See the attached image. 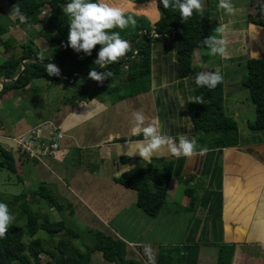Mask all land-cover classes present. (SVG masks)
I'll return each instance as SVG.
<instances>
[{"label":"crops","instance_id":"obj_1","mask_svg":"<svg viewBox=\"0 0 264 264\" xmlns=\"http://www.w3.org/2000/svg\"><path fill=\"white\" fill-rule=\"evenodd\" d=\"M111 2L124 7L126 13L147 17L152 25L160 17L156 0ZM12 8L10 0H0V22L8 29L0 36V65L21 58L27 42H33L40 53H50L49 44L55 43L49 34H43L47 31L43 16L37 25L29 27L19 18L8 16ZM222 13L221 8L219 12L213 10V15H220L222 26L218 40H223L226 48V54L220 59L233 63L235 59H242L237 55L241 48L246 55L251 54L249 46L262 40L264 27L247 21L253 15L251 9L245 14L244 10L235 9L227 17ZM41 35L45 42L38 41ZM41 46L46 49L41 50ZM19 48H23L24 54ZM203 50L195 51L193 75L179 79L174 40L156 42L151 89L133 96H127L126 88L116 96V92L106 91V82L92 81L89 86L93 96L80 101L73 97L75 89L71 86L62 84L58 88L44 79H35L25 88L0 97V143L14 157L18 181L39 186L44 183L53 193L51 185H56L57 193L72 205V216L78 222L94 232L124 240L128 246L127 259L139 264H159L163 246L180 247L186 264H217L219 246L224 243L235 245L234 264H264V131L248 147L241 146L242 141L231 148L216 144L199 154V149L205 147L197 144L198 154L191 158L164 155L144 160L138 154L133 155L134 146L127 155L120 154L128 151L125 140L142 139L130 131L134 111L145 115L146 125L157 120L162 133L177 143L182 137L194 138L189 112V103L195 100L199 87L194 77L199 72L220 73L221 70L218 64L212 65L215 60L208 56L210 50ZM34 59L35 55L31 54L22 64ZM124 69L128 70L122 72L126 74L125 86L124 80L131 68L126 65ZM226 80L225 98L227 90L234 85L230 79ZM165 83L166 87L162 86ZM231 107L235 114L234 102ZM47 121L66 134L58 154L42 161L19 155L13 139ZM159 158L175 163L174 175L165 207L156 217H150L139 207L137 192L116 180L131 169L146 167L151 162L158 165L154 162ZM188 188L193 195L187 193ZM31 193L27 200L32 205L35 199ZM193 197L196 204L192 206ZM96 257L93 253L92 263ZM101 264H108L104 257Z\"/></svg>","mask_w":264,"mask_h":264},{"label":"trees","instance_id":"obj_2","mask_svg":"<svg viewBox=\"0 0 264 264\" xmlns=\"http://www.w3.org/2000/svg\"><path fill=\"white\" fill-rule=\"evenodd\" d=\"M156 1L160 17L154 25L145 16L127 13L136 19L134 27L130 25L123 30L118 27L109 30L119 32L121 38L130 43L131 50L118 62L106 65L101 69L99 65L95 64L100 45L95 46L91 56H87L83 52L77 53L71 47L65 46L69 32V17L64 14L63 9L70 0H46L43 2L10 0L12 5H17L27 17L29 25H37L40 22L42 8L46 5L49 6L46 19L47 31L45 32H49L51 29L57 32L58 37L53 38V41L58 48L43 59L34 54L36 59L23 65L22 61L33 54L32 51L26 50V54L21 58L11 59L0 65V86L4 84L0 97L25 88L35 79H45L51 85L71 86L75 89L73 97L80 101H86L93 96L89 83L94 80L89 78L90 70L111 71L113 76L104 82H106V91L115 93L120 90L116 82L121 79L120 75L126 65L131 68L124 80L127 96L147 92L151 89L153 45L156 42L172 39L177 47L179 79L192 76L195 51L208 49L206 46H202L201 41L211 36L212 8L210 9V0H204L206 8L203 13L194 12L193 16L185 22H182L178 9L171 7L164 9L162 3H159V0ZM251 24L258 25L252 22ZM7 31V27L0 22V36ZM142 31L145 33L140 35ZM49 37L52 39L50 35ZM48 63H54L60 68L61 75L59 77L48 76L46 73V64ZM246 65L247 75L243 85L249 90L251 100L256 108V118L254 122H249L248 126L253 132H263L264 57L251 56L247 59ZM75 74L76 76H74ZM64 77H67L68 80ZM70 79H74L71 84ZM124 97L125 95L121 96V98ZM200 97H203L205 104L197 103ZM189 112L197 144H201L205 148L216 144L231 148L241 144L238 123L226 111L224 78L222 83L211 90L199 86L196 90L195 100L189 103ZM126 160L128 159H124V161ZM154 163H158V165L151 162L146 167L131 169L116 180L119 184L137 192L139 207L150 217H156L165 207L175 168L173 161L167 162L164 158H159ZM0 168L17 173L13 155L1 143ZM32 193L39 198L46 199L52 208L54 207L58 211L69 209L73 215L72 205L60 204L57 196L44 183ZM187 193L193 195L190 188ZM27 199L28 193L11 198L0 196V202L6 203L10 211L18 208L20 218L27 219L26 225L12 223L7 234L0 238V264H93L92 255L95 252H100L108 264H139L127 259L128 246L124 240L101 231L95 232L96 242L93 246L87 247L85 251L76 248L71 244V238H78L79 234L68 227L65 221L53 222L48 214L36 212ZM195 204L196 200L193 197L191 205ZM40 231H45L51 236L64 233L69 238L61 239L54 246L47 247L44 240L36 237ZM25 237L30 238L28 242L24 241ZM235 252L234 244H221L217 264H234ZM43 254L49 256L50 260L43 262L41 259ZM159 264H186L181 248L161 247Z\"/></svg>","mask_w":264,"mask_h":264},{"label":"clouds","instance_id":"obj_3","mask_svg":"<svg viewBox=\"0 0 264 264\" xmlns=\"http://www.w3.org/2000/svg\"><path fill=\"white\" fill-rule=\"evenodd\" d=\"M164 9L176 8L179 10L182 22L191 18L194 12L203 13L204 0H159ZM218 8L224 9L228 14H234L235 7L231 0H219ZM69 17V32L66 47H71L75 52H83L91 56L95 46L100 45L98 58L95 61L103 69L106 65L118 62L131 50L128 41L121 38L119 32L109 31L114 28L121 30L136 25V19L128 15L122 6L114 5L111 0H70L63 9ZM13 19L19 18L22 23H27V17L21 12L17 5H14L8 15ZM31 27V25H29ZM212 55L224 56L226 48L223 40L215 36H209L201 41ZM48 76L59 77L60 68L54 63L46 64ZM89 78L103 83L111 78V71L97 72L95 69L89 71ZM197 86L207 87L210 90L222 83L223 77L219 72H199L194 77ZM166 87V83L162 85ZM197 103L205 104L203 97L198 98ZM133 127L130 129L134 136H142V139L125 140L128 151L134 146L133 155L138 154L144 160H151L154 157L174 155L177 158H191L198 154L196 139L181 138L175 142L172 137L164 135L160 129L159 122L155 119L145 124L146 117L140 111H134ZM121 148V145H120ZM207 148L199 149V154L206 153ZM132 155V156H133ZM15 217L11 214L6 203L0 202V238H3Z\"/></svg>","mask_w":264,"mask_h":264},{"label":"rangeland","instance_id":"obj_4","mask_svg":"<svg viewBox=\"0 0 264 264\" xmlns=\"http://www.w3.org/2000/svg\"><path fill=\"white\" fill-rule=\"evenodd\" d=\"M137 1H145V0H137ZM214 3V5H213ZM219 3V0H210V9L212 8L211 12V36H215L217 39L220 38L219 30L222 26V22H220V15L213 16V10H216L219 12V8L217 7V4ZM231 3L237 10V12H241V10H244V14L247 13L248 9H251L253 11V15H250L248 18L249 23H257L258 27L259 24H264V0H231ZM211 4L213 7H211ZM205 7V3H204ZM252 7V8H250ZM206 8V7H205ZM204 8V10H205ZM223 11L222 15L226 14L227 12L224 9H221ZM49 13V7H45L42 15L40 17L44 18L45 21H43V26L47 28L46 19L48 17ZM215 13V12H214ZM216 14V13H215ZM219 14V13H218ZM252 14V13H251ZM46 17V18H45ZM264 27V25H262ZM49 34L52 38H55L58 36L57 32L54 30H49V32H44L43 34ZM34 35V34H33ZM55 36V37H54ZM262 38L261 41H258L255 43L252 42V44L248 47L251 54L245 53L244 48H241V51H238L237 55L240 56L239 58L242 59H235L233 63H225L224 60L221 61L220 55H212L210 54V51L207 52L209 54V57H213V60H215V63L212 65H217L221 67L220 74L224 76L223 78H226L227 80L230 79L234 85L231 89L227 90L226 98L228 100L225 101V107L226 111L230 116L233 118L235 117V120L238 123L239 126V134H240V142L242 141L241 146L248 147L250 143L257 142L259 139L258 135H261L262 132H253L249 126V122H254L256 118V108L254 103L251 100L249 90L243 85V81L247 75V57L250 56H257V57H264V34L260 35ZM35 37V36H34ZM40 39L38 41L45 42L44 37L38 36ZM51 46V52L50 53H40L38 48H36L32 43L27 42L25 45V50L32 51L33 54L37 55L38 58L43 59L45 57L50 56V54L55 50H57V44H49ZM28 48V49H27ZM43 46H41V50H45ZM206 50V49H205ZM203 50V51H205ZM208 50V49H207ZM19 51L23 53V48H19ZM24 54V53H23ZM26 54V52H25ZM30 57V56H29ZM28 57V58H29ZM124 71H128L125 70ZM126 75V74H125ZM123 73L120 75V82H118L120 90L116 92L114 95H121L125 91V86L123 85V78L125 76ZM45 80V79H44ZM226 80V81H227ZM228 82V81H227ZM230 84V83H229ZM55 90H57L60 86L58 85L53 86ZM232 96H229L231 95ZM231 102H234L235 105V114L232 112ZM236 115V116H235ZM37 126V125H36ZM35 127V126H33ZM32 128V127H31ZM54 193H56V196L59 197L60 202L67 205V201L62 198L57 193V187L56 185H51ZM39 188V185H36L34 183L24 184L20 181H18V177L15 173H12L6 168H0V196L2 198H11L16 195H20L23 193H29L37 190ZM31 197H33L35 200L31 201L33 205V209L36 212H40L42 214H48L53 222L58 221H65L66 225L73 229L75 232L79 234L80 237L78 238H71V244L74 245L76 248H79L83 251L86 250L87 247H91L95 244V232L94 230H91V228L86 227L82 223L78 222L76 218H74L71 215V211L69 209H65L63 211H58L57 209H54V211H51V206L49 202L46 199L39 198L33 193H31ZM30 202V201H29ZM11 214L15 217L13 223H18L19 225H26L27 219L20 218V210L18 208L11 210ZM37 238H41L44 240V244L47 247L54 246L59 240L61 239H68L69 236L64 233H59L54 236H51L45 231H40ZM30 238L25 237L24 241L28 242ZM97 257L93 261V264H101V260L103 258L102 254L100 252H95ZM253 260L260 259L263 260L262 257H255V256H249ZM43 262H46L50 260V257L43 254L41 257Z\"/></svg>","mask_w":264,"mask_h":264},{"label":"built area","instance_id":"obj_5","mask_svg":"<svg viewBox=\"0 0 264 264\" xmlns=\"http://www.w3.org/2000/svg\"><path fill=\"white\" fill-rule=\"evenodd\" d=\"M73 81L74 79L69 80L70 83ZM65 137L66 134L60 127L47 121L16 136L13 141L19 155L32 161H42L45 157H55L58 154Z\"/></svg>","mask_w":264,"mask_h":264},{"label":"water","instance_id":"obj_6","mask_svg":"<svg viewBox=\"0 0 264 264\" xmlns=\"http://www.w3.org/2000/svg\"><path fill=\"white\" fill-rule=\"evenodd\" d=\"M143 33H145V31H142V32L140 33V35L143 34ZM135 46H137V44H135ZM24 69H25V68H23V70H24ZM16 79H17V78H16ZM16 79H14V80H16ZM5 81H6V80H5ZM3 87H4V84L1 85V90H0V92L2 91Z\"/></svg>","mask_w":264,"mask_h":264}]
</instances>
